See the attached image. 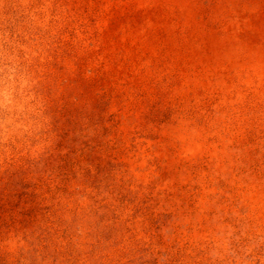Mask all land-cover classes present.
<instances>
[{
	"label": "rangeland",
	"instance_id": "obj_1",
	"mask_svg": "<svg viewBox=\"0 0 264 264\" xmlns=\"http://www.w3.org/2000/svg\"><path fill=\"white\" fill-rule=\"evenodd\" d=\"M0 264H264V0H0Z\"/></svg>",
	"mask_w": 264,
	"mask_h": 264
}]
</instances>
